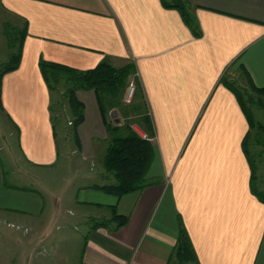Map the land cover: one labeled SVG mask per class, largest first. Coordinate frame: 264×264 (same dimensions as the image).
<instances>
[{"label": "crops", "instance_id": "crops-1", "mask_svg": "<svg viewBox=\"0 0 264 264\" xmlns=\"http://www.w3.org/2000/svg\"><path fill=\"white\" fill-rule=\"evenodd\" d=\"M191 4L200 37L161 0H0V19L11 16L26 29L20 66L3 77L2 103L19 130L27 166L51 168L61 155L41 60L80 70L104 59L115 67L134 63L144 90L155 133L153 184L123 197L93 188L100 184L78 187L76 214L85 208L101 218L116 206L129 217L118 231L92 230L82 264H168L180 218L200 264H264V202L252 192L243 148L250 125L235 93L221 83L231 66L243 64L264 86V0ZM76 94L84 120L77 130L81 146L72 154L88 173L103 160L111 135L95 90ZM6 181L14 185L0 159V211L38 217L46 196L58 202L43 183L42 190H21Z\"/></svg>", "mask_w": 264, "mask_h": 264}, {"label": "rangeland", "instance_id": "rangeland-1", "mask_svg": "<svg viewBox=\"0 0 264 264\" xmlns=\"http://www.w3.org/2000/svg\"><path fill=\"white\" fill-rule=\"evenodd\" d=\"M9 24L18 29L22 28L21 21L11 16L0 19V69L18 51L16 35ZM227 75L237 84L248 88L239 65L231 66ZM137 81L139 76L136 72L129 79L121 104L112 108L113 118L110 114L108 116L111 122L119 119V124L123 128L137 127L146 132L141 121L145 112L133 110L138 91ZM131 82H135L136 92L132 103L127 104L124 100ZM255 98L264 101V96ZM52 101L61 155L54 167L45 169L27 166L23 161L19 147V130L0 107V159L10 183L39 190H42L43 183L50 194L52 190L59 194L58 202L53 199L55 203L52 202L51 196H46V208L38 217L0 211V264H81L90 219L96 217L88 216L89 210L85 208L76 214L74 210L79 207L75 205L73 194L80 186L114 182V178L103 167L102 155L98 157L97 162H93L91 172L88 174L86 165L78 156L72 154V149L76 147L71 125L74 116L63 84L53 93ZM252 112L258 126L264 127V106L253 105ZM250 132L252 136L249 140V149L256 161L258 176L256 184L264 192V128L261 131L257 128L250 129ZM105 154L104 151L103 157ZM53 204L56 210L52 214ZM100 213L107 214V211L103 210ZM110 216L111 214L102 215L101 218Z\"/></svg>", "mask_w": 264, "mask_h": 264}, {"label": "trees", "instance_id": "trees-1", "mask_svg": "<svg viewBox=\"0 0 264 264\" xmlns=\"http://www.w3.org/2000/svg\"><path fill=\"white\" fill-rule=\"evenodd\" d=\"M161 1L166 8H174L180 11L184 22L192 30L194 36L200 37L202 35L200 24L192 10L191 0ZM8 26L12 27L14 31L13 33L16 35L15 40L18 42V51L17 53H14L9 61L0 69V107L2 109L4 108L2 103L3 77L5 74L19 68L22 58L23 41L26 37V29H18V27L10 24ZM239 67L247 80V89L242 85L237 84L234 79L229 77L227 75L228 70L223 75L221 83L235 93L248 119L250 129L257 128L261 131L264 127L262 125L258 126L256 123L252 112V106H264V101H262V99L255 98L256 96H264V86L259 87L254 83L249 71L243 64H240ZM40 68L52 95L57 91L60 85L63 84L65 86V94L71 104L72 114L74 116V119L71 121L73 128L72 131L74 133L75 142L79 148L81 143L77 130L78 126L84 120V104L78 99L76 93L79 90L94 89L97 94L104 124L111 135L102 163L106 172L114 178V182L105 185H94L93 188L117 197H123L130 193L142 191L152 185L153 183L148 180V173L155 155V148L152 141L141 137L129 126L123 128L120 124L112 123L108 117L109 111L114 106L121 104V99L128 85L129 79L137 72L134 63H127L124 66L115 67L109 59H104L92 69L80 70L65 64L41 60ZM137 85L138 91L135 97L136 103L133 110H136L139 113H142L143 111L145 112H143L144 116L141 121L149 136L154 137V126L148 113L144 90L140 81H137ZM51 112L53 114V101L51 103ZM53 122L54 130L57 132L54 114ZM251 136L252 133L249 130L243 141L244 152L252 172L251 189L252 192L264 202V192L261 191L256 184L258 176L255 157L251 154L249 149V140ZM6 185L15 189L33 190L31 188L10 185L7 181ZM109 210L111 213L109 218L90 219L89 232L85 235L84 246L86 245L88 235L92 230L106 228L111 231H118L128 223L129 217L121 215L116 206H112ZM168 264H200L195 247L182 218H180L178 241Z\"/></svg>", "mask_w": 264, "mask_h": 264}, {"label": "built area", "instance_id": "built-area-1", "mask_svg": "<svg viewBox=\"0 0 264 264\" xmlns=\"http://www.w3.org/2000/svg\"><path fill=\"white\" fill-rule=\"evenodd\" d=\"M135 92H136V85L135 82H131L129 87H128V91H127V95L125 97V103L129 104L132 103L134 97H135ZM133 130L138 133L141 137L151 140H154V137H150L146 132L139 130L137 127H132Z\"/></svg>", "mask_w": 264, "mask_h": 264}]
</instances>
